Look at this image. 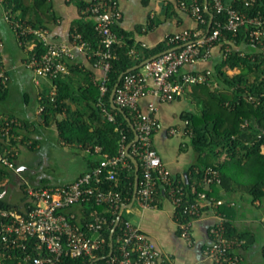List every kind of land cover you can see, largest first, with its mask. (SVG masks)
<instances>
[{
  "label": "built area",
  "instance_id": "obj_1",
  "mask_svg": "<svg viewBox=\"0 0 264 264\" xmlns=\"http://www.w3.org/2000/svg\"><path fill=\"white\" fill-rule=\"evenodd\" d=\"M90 1L92 4L87 10L95 19V31L101 41V47L94 54L97 57L94 64L103 72L100 78L101 97L98 105L102 107L106 117L114 121V114L107 110L103 96L107 92L105 81L111 66L112 47L120 40L112 27L120 23L122 12L117 0ZM251 1L253 0H247L246 4ZM213 2L218 12L226 9L225 28L229 31L236 34L243 26L252 24L255 26L249 34L252 41L259 40L264 35V21L261 19L248 18L234 8H226L223 0ZM179 3L180 7L189 11L197 22H205L202 7L196 0L190 4L185 0H180ZM6 20H9L7 16ZM14 29L19 30L20 36L34 34L46 44L47 51L41 57L32 56L26 65L37 79H47L50 83L52 77L57 74H68V63L76 59V51L85 50L89 45L82 39L80 33L72 34L71 43H66L52 40L48 30L27 27L20 22L14 24ZM220 34L219 28H215L206 37L202 36L200 30L194 29L168 34L165 40L172 46L169 49H173L147 62L139 71L127 73L115 94V103L130 109L138 134V140L131 146L130 152L135 157L138 156L142 164V178L139 179L135 201L143 208L153 207L159 186H167L169 198L175 208L180 209L183 217L190 218L178 222L180 235L189 244L192 242L193 219L201 215L205 207L218 208L225 201L209 197L206 192H199L194 200L186 199L183 187L174 183L171 172L152 144V136L160 128V122L155 117L156 106L150 102L147 112H143L140 101L148 94L171 101L182 94L187 84L207 81L208 75L211 74L209 70L205 73L185 72L180 77L178 75L183 66L207 59L210 55V46L204 52L201 50L202 47L218 39ZM2 47L3 42L0 41V50ZM130 53H136V49L132 48ZM7 80L5 70L1 69L0 82L6 84ZM51 86V94H55L56 86L53 84ZM43 108L40 106L39 111ZM14 123L20 124L16 118L0 115V138L4 137L9 141ZM171 132L174 130L171 129ZM126 147L123 145L120 154L116 156L104 155L99 164L72 182L42 185L25 182L23 188L25 198L19 203L18 209L0 207V264H60L63 256L71 258L87 256L91 259L90 264H101L93 257L105 243L103 231L106 226L116 222L122 206L126 204L122 191L117 190L118 168L131 167L126 159ZM98 149L99 147H96L97 151ZM10 152L11 149L8 148L0 149V165L15 170L16 164L10 158ZM106 182L112 185L103 187ZM220 182L218 169L208 168L205 171L203 186L209 187ZM90 203L104 206L105 211L117 214V217L109 221L106 215L100 214L97 210L89 211L87 217L84 204ZM126 209L128 208H124L121 214L122 225L116 239L117 249L113 250V242L108 264H170L141 227L123 218ZM216 212L219 219L209 228V242L203 250L204 255L211 258L215 264H243L241 255L231 251L244 244L245 240L228 237L225 228L227 218Z\"/></svg>",
  "mask_w": 264,
  "mask_h": 264
},
{
  "label": "trees",
  "instance_id": "obj_2",
  "mask_svg": "<svg viewBox=\"0 0 264 264\" xmlns=\"http://www.w3.org/2000/svg\"><path fill=\"white\" fill-rule=\"evenodd\" d=\"M77 5L82 16L74 21L71 27L70 38L72 34L80 33L82 39L88 42V55L96 61L95 51L101 47L100 37L95 31V19L91 12L87 10L92 4L90 0H68ZM180 0H176L179 5ZM190 4L193 0H185ZM202 7V14L205 22H198V28L202 36L207 33L210 14H213V22L208 33L210 35L215 28L221 30L218 39L202 47L204 52L209 46L223 43L224 58L215 66L214 71L208 75L207 81L203 83H193L192 96L200 104V112H187L183 118L188 121L187 133L191 137V145L196 153V162L190 166L192 176L188 174L187 178L173 176L175 184L183 187L186 193V199L194 200L199 192H206L207 196L218 197L219 187L237 190L249 193L251 201L259 200L264 202V37L252 41L250 31L255 28L248 24L243 26L236 34L225 28L227 21V11L224 9L218 12L214 7L213 0H208V11L205 9V0H196ZM247 0H232L227 3L223 0L226 8L231 7L242 13L248 18L257 17L264 21V0H253L246 4ZM4 6L5 14L9 20H6L12 27L17 36L20 46L29 52L26 63L32 56L41 57L46 51V44L36 35L28 36L18 35L19 30L14 29V24H21L37 28L48 29V19L56 20V15L52 10L49 0H1ZM167 16L174 14L172 5L166 7ZM172 11V12H171ZM160 21V19H159ZM155 20H151L150 25H154ZM264 28V26H263ZM120 40L112 47V58L110 59V69L107 73L105 84L107 92L103 96V102L108 111L114 114L115 120L110 121L101 106L98 105L101 97L100 78L93 79L89 71L80 69L74 61L68 63L69 73H59L52 77L51 84L56 86L55 94H51L52 86L44 88V92L39 99L40 106L44 108L40 111V124L51 126L57 130L59 139L68 144L81 145L88 149L96 158H90L91 168L99 164L104 155L109 157L120 154L122 146H127L135 138L131 125L125 116L111 106L110 96L112 89L118 81L121 73L124 76L129 73L128 69L140 64L143 60L171 48L166 40H162L153 47L143 48L132 35L123 30L119 23L112 27ZM0 41L3 40L0 38ZM249 45H261V52H244L235 45L239 43ZM4 44V43H3ZM4 46V45H3ZM136 49V53L131 54V49ZM2 49L0 50V70L4 69L8 76L6 84L0 82V101L5 100L9 94V84L11 77L7 71L2 59ZM227 68H239V72L234 74L227 73ZM140 68L132 70L139 71ZM206 72V71H205ZM194 73V72H193ZM80 74L84 78L78 80ZM124 76L119 86L122 85ZM217 80L221 88H213L212 81ZM125 114L135 123L134 116L127 107H122ZM7 118H16L20 124H12L9 141L7 138H0V149H11L10 158L15 162L19 155L20 144H26L31 149L37 148V140L29 141L30 136L21 132L23 127L27 126L24 119H19L13 115H3ZM36 127V125H35ZM155 134V133H154ZM153 134V136H154ZM123 136L125 139L123 140ZM152 136V144L153 143ZM96 147H99L98 151ZM132 148H130V152ZM140 164L139 176L142 178L141 160L136 157ZM130 163V168H118V186L117 190L122 191L124 202L126 204L132 201L135 183V165L131 159L126 156ZM230 164H232L230 166ZM230 166V168H227ZM238 168V171L236 170ZM208 168L218 169L220 171L221 182L213 183L206 188L202 181L205 171ZM12 170L0 165V193L4 185L3 181L11 177ZM112 183H104L103 187H109ZM219 186V187H218ZM211 187V188H210ZM168 195L167 186L160 185L155 194L154 206H158V200ZM24 195L21 201L24 200ZM225 203L218 206L217 211L223 214L225 221L226 235L230 238L244 239L245 243L240 247H248L255 243L257 237L248 228L239 229L231 221V215L235 212L236 202L232 199H224ZM234 203V204H232ZM0 207L16 208L19 204H12L0 198ZM205 207L203 210L207 209ZM84 210L88 217L89 211L97 210L100 214L108 217L109 221L117 217L110 211H105L104 206H98L95 203L84 204ZM228 216V217H227ZM175 218L178 222L190 219L180 214V209H175ZM186 218V219H185ZM84 222V220H83ZM115 223L106 226L103 235L105 243L101 249L97 250L94 259L101 264H108V256L111 251L110 233ZM122 222L118 225L114 236V251L117 249L116 239L120 232ZM237 247V248H240ZM264 252V246H263ZM236 248L231 252L236 253ZM1 254V250H0ZM91 259L87 256L71 258L63 256L60 264H90Z\"/></svg>",
  "mask_w": 264,
  "mask_h": 264
},
{
  "label": "crops",
  "instance_id": "obj_3",
  "mask_svg": "<svg viewBox=\"0 0 264 264\" xmlns=\"http://www.w3.org/2000/svg\"><path fill=\"white\" fill-rule=\"evenodd\" d=\"M122 12V19L119 23L120 27L129 32L143 48L153 47L160 41L164 40L168 34L176 33L184 29L198 28V22L192 14L181 8L176 3V0H117ZM232 0H225L229 3ZM52 5V10L56 15V20H49L48 33L49 37L57 42L71 43L70 31L76 19L82 16L77 5L68 0H49ZM168 5H172L174 14L166 17ZM3 12V13H2ZM4 6L0 0V38L3 40L2 59L9 74L15 70L16 77L19 79L20 86L19 95L23 102L21 109H13L9 100L12 99L14 93V82L11 77L9 84V94L5 100L7 107L0 108V115H13L19 119H24L27 126L21 129V132L30 136V142L36 139L37 148L31 149L26 144H20L19 155L22 149H29L32 151H40L41 143L45 137L57 136L56 128L50 126H43L40 124V103L44 88L51 86L47 79H37L33 71L27 67L26 59L29 52L24 50L15 35L11 25L4 19ZM172 12V11H171ZM155 20L154 25L151 26V20ZM160 19V21H159ZM264 37V35H263ZM4 38H13L12 40L19 48L23 50L25 55H12L11 51L6 48ZM8 40V39H6ZM142 44H145L143 46ZM9 46V45H8ZM13 47V46H12ZM236 48L244 52L258 53L261 52V45H249L247 43H239L235 45ZM224 58L223 43H218L210 49V55L207 59L199 60L195 63L185 65L181 68L178 77L185 72L205 73V71H214L215 66ZM16 59V60H15ZM80 69L89 71L93 79L101 78L102 70L95 66V60L89 57L87 49L77 50L76 59L74 60ZM239 72V68L229 69L227 73L234 74ZM83 75L80 74L78 80H82ZM32 82V83H31ZM213 88H221L217 80L212 81ZM192 85L187 84L184 87L182 94L178 95L171 101L161 100L157 96L146 95L140 101V108L143 112H147L148 105L153 102L156 106L155 117L160 122V128L153 136V143L157 149L163 163L169 169L171 174L175 177L187 178L188 174L192 176L189 169L192 164L196 162V153L191 145V137L187 133L188 121L183 118L187 112L198 113L200 111V104L192 96ZM0 101V102H1ZM36 125V127H35ZM171 129L174 132H171ZM64 143V142H62ZM66 144V143H64ZM69 147L76 148L83 152L82 157L85 160V166L72 180H76L80 175L91 168L90 158H96L90 150L84 149L81 145L66 144ZM18 155V156H19ZM47 160V157L45 158ZM30 164L27 162L18 163L16 160V168L12 170L11 177L3 181L4 188L0 193V198L4 199L11 188H16L24 182L32 185L49 184L43 180V176H37L36 180L27 174V172L37 173L33 169L31 171ZM70 181V182H72ZM68 183V182H67ZM219 187V186H218ZM209 188V187H206ZM211 188V187H210ZM24 194L21 195L19 201ZM218 197L224 199H232L236 202L235 212L231 215V221L235 227L239 229L248 228L257 237L255 243L244 248H236L243 259V264H264V220L258 221L252 217L249 210V203L255 206H261L259 200L251 201V195L241 189L229 191L224 187H219ZM5 200V199H4ZM135 203V202H134ZM134 203L128 209H132ZM158 206L143 208L140 211V222L138 226L141 227L149 237L156 243L163 256L167 258L170 264H215L214 261L206 257L203 250L209 242V228L211 224L218 221L217 208H207L202 211L201 215L192 221V242L189 244L180 235L178 221L175 218V205L167 196L159 198ZM13 204H18L13 202ZM228 217V216H227ZM262 239V240H260ZM263 241V242H262Z\"/></svg>",
  "mask_w": 264,
  "mask_h": 264
},
{
  "label": "rangeland",
  "instance_id": "obj_4",
  "mask_svg": "<svg viewBox=\"0 0 264 264\" xmlns=\"http://www.w3.org/2000/svg\"><path fill=\"white\" fill-rule=\"evenodd\" d=\"M4 39V41L6 42V48L9 49L11 53L13 52L12 55H14L15 58L16 56H20V54L25 55L23 50L19 48L17 44L12 40L13 38ZM10 74L15 84V89L12 95V99H10L8 102L14 110L21 109L23 106V102L19 95L20 86L17 84L19 81V79L16 77L17 72L13 70V72L11 71ZM3 107L6 108L7 105L6 103L1 101L0 108ZM43 126L46 127V125ZM50 127L55 128L53 125H51ZM82 156L84 155L81 150H77L76 148L69 147L68 145L62 143L58 136L51 137L49 135L42 141L40 151L35 153V151L29 149H22L20 155L17 158V162L19 164L27 162L31 166V171H33V169L37 171V173L34 174L31 172H27V174H29V176L32 177L33 180H36L37 176L41 175L43 176V180L49 184H63L72 181L80 172V170L83 169V167L85 166V160ZM46 157L47 160L45 159ZM231 165L232 164H230V166ZM230 166H228L227 168H230ZM236 170L238 171L237 167ZM24 185L25 182L17 186L16 188H11L4 198L5 201L12 204L13 202H17L19 204V199L23 194ZM262 203V207L255 206L249 203L248 213H250L252 217L258 219V221H260L261 219L264 220V202ZM142 209L143 208L140 203L138 201H135L132 209H126L124 211L123 218L129 220L133 224L138 225V223L140 222V211Z\"/></svg>",
  "mask_w": 264,
  "mask_h": 264
},
{
  "label": "water",
  "instance_id": "obj_5",
  "mask_svg": "<svg viewBox=\"0 0 264 264\" xmlns=\"http://www.w3.org/2000/svg\"><path fill=\"white\" fill-rule=\"evenodd\" d=\"M205 9L208 11V0H205ZM212 22H213V14H210V21H209V25H208V29H207V33L204 35V37H206L211 29V26H212ZM177 48V47H175ZM173 49V48H172ZM172 49H168V50H172ZM166 50V51H168ZM166 51H163L161 53H157L145 60H143L140 64L138 65H135L133 66L132 68L128 69L127 72H131L132 70H135V69H138V68H141L144 64H146L147 62L159 57L160 55H162L163 53H165ZM124 76V73H121V75L119 76L118 78V81L117 83L115 84L114 88L112 89V92H111V96H110V101H111V106L114 108V109H118L124 116L125 118L128 120L129 124L131 125V128L133 129L134 131V134H135V138L133 139V141L131 143H129L126 147V154L127 156L131 159V161L134 163L135 165V183H134V192H133V197H132V201L128 204H124L122 206V209L116 219V222L111 230V233H110V240H111V251L110 253L112 252V248H113V236H114V233L119 225V222L121 220V214H122V211L124 210V208L126 207H131L134 203V201L136 200V195H137V191H138V185H139V170H140V164H139V161L138 159L132 154L130 153V148L131 146L138 140V134H137V131L135 129V126L134 124L132 123L131 119L125 114V111L122 107L118 106L116 103H115V94H116V90L119 86V83L122 79V77Z\"/></svg>",
  "mask_w": 264,
  "mask_h": 264
}]
</instances>
